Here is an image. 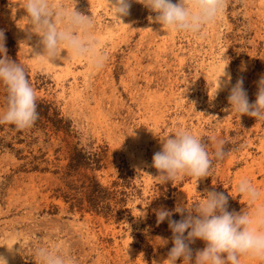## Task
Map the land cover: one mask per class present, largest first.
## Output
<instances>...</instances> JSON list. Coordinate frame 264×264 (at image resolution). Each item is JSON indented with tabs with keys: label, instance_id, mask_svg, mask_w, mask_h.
<instances>
[{
	"label": "rangeland",
	"instance_id": "1",
	"mask_svg": "<svg viewBox=\"0 0 264 264\" xmlns=\"http://www.w3.org/2000/svg\"><path fill=\"white\" fill-rule=\"evenodd\" d=\"M51 2L71 5V0ZM223 4L212 22L193 33L163 30L148 19L155 13L135 0L122 21L114 17L109 0H75L76 10L92 16L95 49L105 56L103 66L96 68L87 57L66 50L52 62L32 53L31 47L40 50L39 37L25 31L24 10L0 0L8 56L24 66L36 98L54 101L76 135L0 123V254L8 264H40L33 253L41 246L57 250L66 264H152L164 259L171 241L159 244L160 237L171 235L167 223L156 228L145 224L157 185L164 183L151 159L160 150L158 138L177 129L197 134L212 164L208 176L197 182L188 175L168 181L170 202L153 209H172L184 200L195 204L205 190L219 191V186L230 197L229 210L251 215L264 205V121L239 115L227 100L238 77H243L249 102L255 99L256 82L264 74V0ZM227 59L231 81L211 98ZM4 93L0 86V109L5 107ZM75 141L87 150L103 148V166L63 177L65 156ZM221 141L223 149L229 142L227 151L216 158ZM120 166L132 173L125 187L112 186L120 182ZM92 177L127 192L114 217L70 210L72 199L64 200V194L82 196L81 182ZM243 177L258 188L256 201L237 193ZM143 209L146 215L137 216ZM203 246L199 239L190 244L194 250ZM239 259L240 264H264V258L252 254Z\"/></svg>",
	"mask_w": 264,
	"mask_h": 264
},
{
	"label": "clouds",
	"instance_id": "2",
	"mask_svg": "<svg viewBox=\"0 0 264 264\" xmlns=\"http://www.w3.org/2000/svg\"><path fill=\"white\" fill-rule=\"evenodd\" d=\"M11 5L22 8L27 23L24 28L29 37H39L38 54L52 62L61 56L62 50L75 57H87L96 68L103 66L105 56L95 49V40L91 35L93 18L83 14L71 5L54 4L51 0H9ZM132 0H109L114 17L122 21L128 15ZM155 13L149 16L150 21L158 22L160 27L173 31L198 32L205 24L212 22L222 11L223 0H135ZM14 7V8H15ZM26 42V40H25ZM225 56L222 54V59ZM229 59L222 65L216 79V92L227 86L231 75L226 71ZM240 70H245L241 64ZM224 80L221 81L220 77ZM257 84L255 99L249 102L243 87V77H238L228 89L229 105L239 115L246 114L264 121V74ZM0 86L6 92L5 107L0 109V123L8 122L18 128L30 126L37 118L36 95L31 86L24 66L7 54L4 30L0 29ZM123 141V140H122ZM161 147L152 155L151 166L157 170L164 182L179 176L188 175L196 178L207 177L212 158L206 150L202 139L186 128L177 129L171 135L158 138ZM122 143V142H121ZM121 145V144H120ZM224 155L223 142H218L214 156ZM196 186V185H195ZM238 194L249 201H256L260 192L247 178H241L236 185ZM203 199L195 204L181 201L172 209L160 207L152 209L156 223L167 221L170 237H160V246L171 241L166 256L161 261L165 264H240L242 254H252L264 258V205L259 206L254 214L241 209L239 212L228 210V196L223 192L205 190ZM179 214L173 219L172 214ZM146 215L143 209L141 214ZM199 239L204 242L200 249H192L190 244ZM9 250L12 249L8 248ZM33 255L40 264H66L65 257L57 250L48 247H37ZM152 261V264H161ZM0 264H8L4 255L0 254Z\"/></svg>",
	"mask_w": 264,
	"mask_h": 264
},
{
	"label": "trees",
	"instance_id": "3",
	"mask_svg": "<svg viewBox=\"0 0 264 264\" xmlns=\"http://www.w3.org/2000/svg\"><path fill=\"white\" fill-rule=\"evenodd\" d=\"M6 92L4 93V97ZM36 112L38 113L37 118L31 124L37 129H41L45 132L50 131L54 134L62 132L65 136L76 137L73 129L72 121L62 115L54 101L39 97L36 98ZM12 127L15 125L11 124ZM229 142H226L224 147V153L227 151ZM103 148L97 147L94 150H87L83 145H80L79 141H75L72 146L67 150L65 159L67 160L63 168V177H69L75 175L80 169H100L103 166ZM38 169L37 165L32 167ZM132 173L125 166L119 167L118 177L120 182H113L112 186L125 187L129 185L130 177ZM117 183V184H116ZM119 183V184H118ZM82 196H71L64 194L63 198L72 199L69 203V209L77 210L86 209L100 213L105 218L114 217L117 214V208L119 203L125 202V196L127 192L124 190H118L114 187L102 185L94 177L90 178L87 182L84 180L81 182ZM158 194L152 199L151 205L148 207V216L146 218V225L156 228L155 226L166 225V221L156 223L155 213L152 211L154 204H162L170 202V199H166L170 193V182H164L163 184L157 185ZM219 191L223 192V189L219 186ZM227 196V195H226ZM230 197L228 196L227 208H232L229 205ZM86 203V204H84ZM173 219H177V213L172 214Z\"/></svg>",
	"mask_w": 264,
	"mask_h": 264
}]
</instances>
